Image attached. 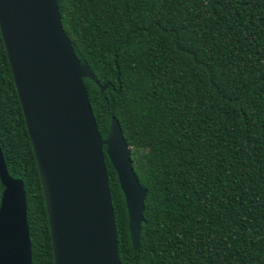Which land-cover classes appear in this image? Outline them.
I'll list each match as a JSON object with an SVG mask.
<instances>
[{"label": "trees", "instance_id": "trees-1", "mask_svg": "<svg viewBox=\"0 0 264 264\" xmlns=\"http://www.w3.org/2000/svg\"><path fill=\"white\" fill-rule=\"evenodd\" d=\"M102 140L145 191L132 250L104 157L120 264H264V0H55ZM0 149L21 179L31 264H52L42 192L0 38ZM104 151V148H103ZM0 185V196H1Z\"/></svg>", "mask_w": 264, "mask_h": 264}, {"label": "water", "instance_id": "water-1", "mask_svg": "<svg viewBox=\"0 0 264 264\" xmlns=\"http://www.w3.org/2000/svg\"><path fill=\"white\" fill-rule=\"evenodd\" d=\"M0 38L38 174L52 264H120L104 157L116 174L132 250L145 191L111 119L104 140L82 79L91 78L65 36L55 0H0ZM104 148V151H103ZM0 264H31L21 179L0 149Z\"/></svg>", "mask_w": 264, "mask_h": 264}]
</instances>
